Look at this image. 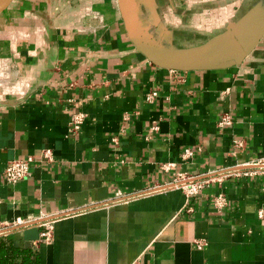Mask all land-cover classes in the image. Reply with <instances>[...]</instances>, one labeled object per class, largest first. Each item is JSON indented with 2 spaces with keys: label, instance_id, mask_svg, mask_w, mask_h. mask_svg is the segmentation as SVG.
I'll return each instance as SVG.
<instances>
[{
  "label": "crops",
  "instance_id": "obj_1",
  "mask_svg": "<svg viewBox=\"0 0 264 264\" xmlns=\"http://www.w3.org/2000/svg\"><path fill=\"white\" fill-rule=\"evenodd\" d=\"M152 2L163 30L146 0L134 14L174 48L264 5ZM73 112L86 118L70 133ZM43 149L51 163L4 181L7 162ZM179 175L208 184L186 196L169 187ZM260 209L264 36L238 65L171 72L136 51L118 0H12L0 13V264H264Z\"/></svg>",
  "mask_w": 264,
  "mask_h": 264
},
{
  "label": "water",
  "instance_id": "obj_2",
  "mask_svg": "<svg viewBox=\"0 0 264 264\" xmlns=\"http://www.w3.org/2000/svg\"><path fill=\"white\" fill-rule=\"evenodd\" d=\"M12 0H0V13ZM127 35L136 51L150 63L174 71H200L225 69L240 64L264 36V5L256 7L236 22L226 25L223 31L201 44L187 47H167L154 40L151 32L135 14V0H118ZM153 22L164 29L152 0H146ZM159 30V29H158Z\"/></svg>",
  "mask_w": 264,
  "mask_h": 264
},
{
  "label": "built area",
  "instance_id": "obj_3",
  "mask_svg": "<svg viewBox=\"0 0 264 264\" xmlns=\"http://www.w3.org/2000/svg\"><path fill=\"white\" fill-rule=\"evenodd\" d=\"M171 72H175L174 70H171ZM156 92H150L145 96V100L147 102H151L156 97ZM86 118V114L81 112H73L70 114V122H69V130L68 132H76L81 128V125L83 124L84 120ZM231 124V117L228 114L222 115L220 121L218 122V125L221 126H227ZM238 146H241L238 144ZM192 151L190 149L185 150L183 158H189L192 156ZM53 154L50 149H43L40 152V155L38 156V160L33 156H27L22 159H14L6 163L3 171H2V177L4 181L8 184H15L16 182L29 178L31 176V169L35 162L39 164L44 163H51L53 161ZM260 166L258 163L253 164L252 166ZM239 171L238 168L227 170L225 174L229 175V173H237ZM179 181H175L173 184H171L169 187H177L180 188L186 196H193L196 195L200 189H202L205 185L208 184V180H202V181H195V177H185L182 175H179ZM227 204L226 198L223 194H218L213 199V205L216 209L219 211H222V209L225 208ZM258 216L263 217L264 216V209H260L258 211ZM5 228V227H4ZM5 229L0 228V235L3 234ZM49 227H46V231L41 234L40 241L46 242L49 238ZM197 248L201 249L203 246H205L204 241H194Z\"/></svg>",
  "mask_w": 264,
  "mask_h": 264
},
{
  "label": "rangeland",
  "instance_id": "obj_4",
  "mask_svg": "<svg viewBox=\"0 0 264 264\" xmlns=\"http://www.w3.org/2000/svg\"><path fill=\"white\" fill-rule=\"evenodd\" d=\"M150 23H152V25H151V26H152V28H153V23H154V22H153V21H151V20H148V25H150ZM154 24H155V23H154ZM153 30H154V32H155V30L157 31V28H156V29H155V28H153Z\"/></svg>",
  "mask_w": 264,
  "mask_h": 264
},
{
  "label": "trees",
  "instance_id": "obj_5",
  "mask_svg": "<svg viewBox=\"0 0 264 264\" xmlns=\"http://www.w3.org/2000/svg\"><path fill=\"white\" fill-rule=\"evenodd\" d=\"M4 249L2 250L1 248H0V256L2 255V254H4Z\"/></svg>",
  "mask_w": 264,
  "mask_h": 264
}]
</instances>
